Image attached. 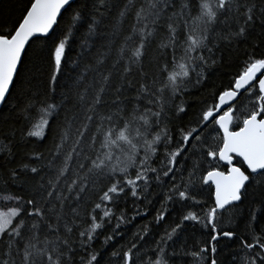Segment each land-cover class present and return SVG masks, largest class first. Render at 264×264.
<instances>
[{
	"label": "snow or ice",
	"instance_id": "obj_1",
	"mask_svg": "<svg viewBox=\"0 0 264 264\" xmlns=\"http://www.w3.org/2000/svg\"><path fill=\"white\" fill-rule=\"evenodd\" d=\"M257 22L264 27L257 0H80L75 7L73 0H27L18 17L0 21V106L11 104L10 112L23 116L21 139L51 137L47 154L33 151L35 163L15 167L10 142L0 141V168L8 170L7 179L0 176V201L12 205L0 208V264H102L95 241L109 227L105 245L122 237V225L147 215L138 203L151 204V189L160 186L167 192L157 224L168 202H190L202 214L190 208L166 229L151 249L155 259L141 254L138 241L149 232L141 226L111 252L115 264H169L177 255L168 252L169 241L185 222L200 224L209 237L185 255L204 264L210 254L208 264H217L216 243L236 237L219 227L218 216L249 198L259 205L247 223L251 242L238 238L244 264H264V235L254 227L257 213L264 217V54L246 52L242 70L210 92L211 102L201 101L196 120L170 127L186 114L192 89L206 86L220 44L246 39ZM82 28L72 58L70 42ZM92 37L102 38L98 47ZM154 42L158 71L150 73ZM38 62L51 68L46 82L32 74ZM240 97L246 102L238 104ZM15 134L13 128L8 135ZM205 187L209 206L198 199ZM128 196L132 217L117 211Z\"/></svg>",
	"mask_w": 264,
	"mask_h": 264
},
{
	"label": "trees",
	"instance_id": "obj_2",
	"mask_svg": "<svg viewBox=\"0 0 264 264\" xmlns=\"http://www.w3.org/2000/svg\"><path fill=\"white\" fill-rule=\"evenodd\" d=\"M27 3V0H0V21H6L15 19L20 15V8ZM80 3V0H75L73 6L75 7ZM258 4L264 3V0H257ZM195 14V7L193 10ZM71 13H65V16H70ZM115 17V12L110 14L109 18L105 19V25H109ZM65 25H62L64 27ZM128 25H124L125 31H127ZM223 26H218L217 31H221ZM102 31H110L108 27H102ZM84 29H80L75 38L70 42L71 51L70 57L75 58L80 51V44L84 34ZM100 37H92L90 43H95L99 46L101 42ZM119 42V41H117ZM95 49H90L94 51ZM255 51L257 56L264 54V27L259 22L252 28L246 39L233 41L231 44L222 42L219 50L216 52L219 62L215 67L209 70V79L206 82V86L200 89H192L185 99L190 107H188L186 114H181L183 119L176 118L174 123L170 125L174 130H178L180 127L189 125L191 121L198 118L201 108L204 106L201 101L207 100L211 102L212 97L210 92L214 89H222L229 84V81L242 70L243 62L246 59V52ZM157 55L156 43L154 42L149 51V58L146 60V71L155 73L158 71L156 62L152 61V57ZM162 62V61H161ZM111 66V60H109L106 67ZM51 68L45 64L38 62L32 69V74L36 76L37 82L42 83L48 80ZM138 79V77H137ZM132 94V93H130ZM246 102L245 97L238 98V104ZM11 104L8 106H1L0 108V141L5 144L10 142V147L13 152L14 163L9 167H15L21 163H35L29 159V153L33 151H39L47 154L48 149L51 146V137L45 141L32 138L30 140L21 139L20 129L26 127V122L23 116L17 115L16 112H10ZM16 129L15 136L8 135L11 129ZM210 131V129H209ZM212 136H216L213 132ZM4 153H0V163H3ZM162 156V150H161ZM7 168H0V176L7 179ZM186 175V174H185ZM38 179V177H37ZM9 190L16 193V186L9 184ZM153 193L151 199L152 203L148 204L147 201L139 202L138 208L141 213H147V215L136 216L131 223L122 225L121 231L123 236H117L115 240L104 244V236L111 232V228H107L103 235H101L94 244L97 251L101 253L102 264H115L114 260H111V252L114 249L127 245L132 240L133 234L137 230L147 224L149 228L148 235L145 236L143 241H138V244H143L141 254L147 253L144 259H155L151 249L155 247L154 241L159 240L166 229L170 230L174 223L179 222L181 216L185 214L190 208V202L188 204H181L179 202H168L166 205L165 219L160 221L159 224L155 222L157 210L161 209V205L164 204V194L167 192V187L160 186L151 189ZM210 192L205 187V190L201 192L198 199L205 202V206L211 205ZM95 199V197H94ZM249 200L245 201V204L239 209L225 210L222 212V216H218L219 227L225 230H231L236 233V237L232 239L221 238L216 243L217 253L215 258L217 264H244V257L246 249L241 247L240 239L238 237H244L251 242V235L247 228V223L250 220V211L258 209V204H252ZM126 209L127 215L132 217L134 213L133 198L130 196L124 198L118 205L117 211ZM191 210L201 213L200 207L191 208ZM202 214V213H201ZM258 220L254 225L257 234L264 235V217H260L257 213ZM185 228L182 232H179L174 237L173 241H169L168 252L175 251L177 255L170 257L169 264H196L195 259L191 255H185L192 251H198L200 247L208 243L209 237L207 235L208 230L203 228L200 224L195 222H185ZM211 259L210 254H206L204 264H208V260Z\"/></svg>",
	"mask_w": 264,
	"mask_h": 264
},
{
	"label": "rangeland",
	"instance_id": "obj_3",
	"mask_svg": "<svg viewBox=\"0 0 264 264\" xmlns=\"http://www.w3.org/2000/svg\"><path fill=\"white\" fill-rule=\"evenodd\" d=\"M12 206L11 202H3L0 201V208H3L4 210H7L8 207Z\"/></svg>",
	"mask_w": 264,
	"mask_h": 264
},
{
	"label": "water",
	"instance_id": "obj_4",
	"mask_svg": "<svg viewBox=\"0 0 264 264\" xmlns=\"http://www.w3.org/2000/svg\"><path fill=\"white\" fill-rule=\"evenodd\" d=\"M74 1H75V0H73V2H74ZM0 108H1V106H0ZM223 211H225V210H222V212H223ZM222 238H223V237H222ZM227 239H229V238H227Z\"/></svg>",
	"mask_w": 264,
	"mask_h": 264
}]
</instances>
